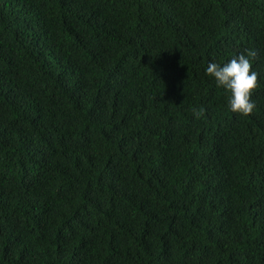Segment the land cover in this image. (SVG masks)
<instances>
[{
    "label": "trees",
    "instance_id": "trees-1",
    "mask_svg": "<svg viewBox=\"0 0 264 264\" xmlns=\"http://www.w3.org/2000/svg\"><path fill=\"white\" fill-rule=\"evenodd\" d=\"M0 264H264V0H0Z\"/></svg>",
    "mask_w": 264,
    "mask_h": 264
},
{
    "label": "clouds",
    "instance_id": "clouds-1",
    "mask_svg": "<svg viewBox=\"0 0 264 264\" xmlns=\"http://www.w3.org/2000/svg\"><path fill=\"white\" fill-rule=\"evenodd\" d=\"M255 56L254 49H245L223 63L209 61L205 67V74L227 93L226 107L231 112L248 115L255 108L251 99L258 86V72L252 68ZM193 111L195 117L203 114V109Z\"/></svg>",
    "mask_w": 264,
    "mask_h": 264
}]
</instances>
